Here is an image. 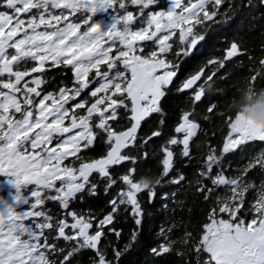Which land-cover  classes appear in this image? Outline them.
I'll use <instances>...</instances> for the list:
<instances>
[{
  "label": "snow or ice",
  "instance_id": "snow-or-ice-1",
  "mask_svg": "<svg viewBox=\"0 0 264 264\" xmlns=\"http://www.w3.org/2000/svg\"><path fill=\"white\" fill-rule=\"evenodd\" d=\"M156 4L157 0H0V7L8 9L0 11V177L5 178L0 187L11 189L7 197L0 196V264H73L74 257L86 250L94 253L92 264H119L138 231L124 250L114 248L110 259L102 243L105 228L119 237L121 231L108 226L114 225L120 211L130 208L139 229L145 212L138 194L147 192L152 203L162 181L175 185L185 181L183 173H170L176 146L183 158H192L190 142L200 128L193 111L183 112L174 128L182 137L173 135L162 144V171L155 185L145 182L149 174L137 179L138 158L124 150L138 147V130L153 113L161 115L160 127L143 143L162 135L161 100L178 74L176 61L190 56L204 40L197 26L214 20L222 0H171L166 10H150ZM100 14L107 22L96 18ZM177 40L180 48L173 53ZM169 53L176 61L168 58ZM238 53L233 42L226 55ZM61 65L73 71V86L44 91L45 73ZM214 75L204 77L201 69L177 91L192 89L203 77L192 97L194 103L201 102L204 85L209 88ZM86 90L88 98L82 95ZM215 107L210 104L208 111ZM98 138L107 145L106 155L98 159L83 155ZM251 141L264 142V125L238 112L229 121L223 153ZM148 158L145 151L142 159ZM126 161L132 167L114 177L110 169ZM218 163L210 151L199 176L210 179L212 186L198 180L196 191L206 201L214 193L215 198L199 237L186 231L184 243L195 254V264H264V181L257 188L245 179L256 167L264 170V151L236 176L222 171L213 175ZM93 173L105 181L106 195L118 181L124 185L109 201L111 211L103 218L71 207L85 192L98 194ZM253 189L255 199L242 213ZM160 198L167 201L169 196ZM49 202L59 206V215L47 207ZM164 239L166 243L151 249L154 255L173 250L174 241L167 235Z\"/></svg>",
  "mask_w": 264,
  "mask_h": 264
},
{
  "label": "trees",
  "instance_id": "trees-1",
  "mask_svg": "<svg viewBox=\"0 0 264 264\" xmlns=\"http://www.w3.org/2000/svg\"><path fill=\"white\" fill-rule=\"evenodd\" d=\"M170 4L171 0H157V4L150 10H166ZM219 8L220 12L213 21H206L205 24L197 26L196 30L205 38L199 42L190 56L181 57L176 61L173 53L179 51L178 40L173 53L168 55L169 59L179 64L180 81L204 69V77L215 74L211 81L212 88L209 89L205 84V95L202 101L197 103H194L192 97L203 83V77L202 81L189 91L171 90L162 103L165 114L162 135L153 137L146 145L142 142L143 138H148L160 127L161 115L154 113L142 125L140 134L143 137L138 140L137 149L126 150L127 155L138 158L135 165L137 179L144 174L157 178L162 171L160 166L162 144L173 135L182 137V134L174 133V128L181 122L182 113L193 111L194 119L200 125L197 135L190 142L192 156L190 160L180 155V146L174 149L175 167L170 176L183 173L185 181L180 185L162 181V185L155 189L156 197L152 203L148 202L147 192L138 194L145 212L139 229L134 223L130 208L127 212L120 211L114 225L108 226L120 230L119 237L105 228L107 235L102 243L110 259L113 249L124 250L126 245L131 244L134 230L138 231L136 242L131 244L129 250L124 251L119 264H195V254L185 245L184 234L186 231L191 232L198 238L208 211L213 205L215 193L213 198L206 201L203 195L196 191L198 180H202L209 187L212 186L210 179L199 176L207 155L214 150V154L219 158V163L213 168V175L222 171L226 176H236L248 165L250 159L264 151V142L251 141L234 151L223 153L229 132V121L234 120L238 112L244 114L240 111L242 106H251L264 99V64H261V61H264V4L261 0H222ZM129 10L134 14L137 11L131 6ZM212 10L210 5L209 11ZM96 18L107 22L105 14H100ZM233 42L238 45L239 53L227 58V50ZM210 61L221 62L222 66L210 64ZM254 76L256 79L253 81ZM210 104L216 106L211 112L208 111ZM100 148L101 146L96 144L91 151L97 154ZM145 151L149 154L146 160L142 159ZM131 167L127 163L118 165L113 173L114 177L118 178ZM245 179L253 182L258 188L264 181V170L256 167ZM96 184L99 186L98 194L91 196L87 192L84 193L80 200V213L87 215L91 212L97 218H103L111 211L109 201L116 197L124 185L118 181L114 187L115 191L112 193L111 189L106 195L105 181L99 177ZM217 191L224 194L223 189ZM174 192L176 196L173 198L171 194ZM165 193L169 196L167 201L160 198ZM254 199L255 189L247 193L242 213L250 207ZM165 203L167 207H164ZM164 235L174 241L173 250L168 254L156 256L151 249L166 243ZM93 257L92 251H82L74 257L73 264H92Z\"/></svg>",
  "mask_w": 264,
  "mask_h": 264
},
{
  "label": "flooded vegetation",
  "instance_id": "flooded-vegetation-1",
  "mask_svg": "<svg viewBox=\"0 0 264 264\" xmlns=\"http://www.w3.org/2000/svg\"><path fill=\"white\" fill-rule=\"evenodd\" d=\"M0 11H8V9L3 8V7H0ZM10 51H11V50H10ZM29 66H31V65H29ZM178 74H179V72H178ZM178 74H177V76L174 78L173 83H172L171 85H169V88H168V90L166 91V95H165V97L162 98V100H161V107H162V103H164V99L167 97V95L169 94V92H170L171 90H175V92H177V89H179V88L182 87V84H183V82H184L185 79H184L183 81H180V80L178 79ZM45 79H46L47 82L41 86L42 89H43L44 91H57L60 87L65 86V85H67V86H69V87L73 86L74 76H73V71L71 70L70 67H65V66L61 65L59 68H53V69H51L50 71L46 72V73H45ZM92 87H95V85H93ZM184 91H187V90H184ZM188 91H189V90H188ZM82 95H83L85 98H88V96H87V90H86L85 93H83ZM162 109H163V107H162ZM163 112H164V109H163ZM153 114H154V113H153ZM151 115H152V114H151ZM151 115H150V116H151ZM159 115H160V114H159ZM150 116H149V117H150ZM149 117H148V118H149ZM148 118H147V119H148ZM147 119H146V120H147ZM146 120L142 122V125H143L144 122H146ZM142 125H141V128H142ZM141 128H140V130H139V132H138V134H137L139 138H140L141 136L143 137V135L140 134V133H141ZM117 130L119 131V130H121V129H117ZM145 139H146V138H145ZM143 141H144V138H143L142 142H143ZM96 144H98V145L101 146L100 151H99L97 154L91 151V150L95 147ZM95 145H94V147H92L90 150H86V151H85L84 153H82V154H83V155H86V156H88V157H90V158H93V159H98V158H101V157L105 156V155H106V152H107V150H108V148H107V145L105 144L104 140L98 138L97 141L95 142ZM136 149H137V148H136ZM126 150H127V149H126ZM126 150H124L125 153H126ZM138 150H139V149H138ZM130 154H131V153H130ZM124 163H127V165L132 166L131 163H129V162H127V161L124 162ZM122 164H123V163H122ZM117 166H118V165H117ZM117 166H113V167L110 169L112 175H113V173L115 172V169H116ZM113 176H114V175H113ZM99 177H100V176H99L98 173H93L91 179L93 180V182L96 183V181H97V179H98ZM4 179H5L4 177H0V185L3 184ZM115 186H116V185H115ZM115 186H114V187H115ZM114 187L112 188V193L115 191ZM10 190H11V189H9V187H8L7 185H4V186L0 187V196L7 197V194H8V192H9ZM83 195H84V193L82 194V197H83ZM80 200H81V197L78 196L77 199H76L75 201H73L72 204H71V207H72L73 209H75V210H76L77 212H79V213H80ZM47 207L50 208V209H52L57 215H59V213H60V209H59V206H58L57 204H54V203H52V202H49V203L47 204ZM69 221L71 222L70 218H69ZM59 243H60L61 246H64V242H63L62 240H61Z\"/></svg>",
  "mask_w": 264,
  "mask_h": 264
},
{
  "label": "clouds",
  "instance_id": "clouds-1",
  "mask_svg": "<svg viewBox=\"0 0 264 264\" xmlns=\"http://www.w3.org/2000/svg\"><path fill=\"white\" fill-rule=\"evenodd\" d=\"M209 88L211 89L212 85ZM240 111H243L245 117L253 120L256 124L264 125V99L251 106L244 105L240 108ZM157 179L156 177H149L145 182L149 185H155Z\"/></svg>",
  "mask_w": 264,
  "mask_h": 264
},
{
  "label": "water",
  "instance_id": "water-1",
  "mask_svg": "<svg viewBox=\"0 0 264 264\" xmlns=\"http://www.w3.org/2000/svg\"><path fill=\"white\" fill-rule=\"evenodd\" d=\"M198 72H199V71H198ZM198 72H196V73H198ZM196 73H194V74H192V75H195ZM192 75H191V76H192ZM191 76L187 77V78L184 80V82H185L187 79H189ZM184 82H183V83H184ZM199 82H200V81H198L197 84H198ZM195 86H196V85H194L193 87H195ZM187 90H188V89H187ZM146 119H147V118H146ZM146 119H145V120H146ZM141 125H142V124H141ZM140 128H141V127H140ZM139 130H140V129H139ZM139 130H138V132H139ZM137 134H138V133H137ZM125 150H126V149H125Z\"/></svg>",
  "mask_w": 264,
  "mask_h": 264
},
{
  "label": "rangeland",
  "instance_id": "rangeland-1",
  "mask_svg": "<svg viewBox=\"0 0 264 264\" xmlns=\"http://www.w3.org/2000/svg\"><path fill=\"white\" fill-rule=\"evenodd\" d=\"M245 116V114H243Z\"/></svg>",
  "mask_w": 264,
  "mask_h": 264
}]
</instances>
